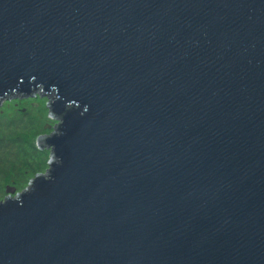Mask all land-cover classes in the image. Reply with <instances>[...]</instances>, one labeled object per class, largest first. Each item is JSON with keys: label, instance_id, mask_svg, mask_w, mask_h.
<instances>
[{"label": "water", "instance_id": "1", "mask_svg": "<svg viewBox=\"0 0 264 264\" xmlns=\"http://www.w3.org/2000/svg\"><path fill=\"white\" fill-rule=\"evenodd\" d=\"M37 91L0 264H264V0H0V102Z\"/></svg>", "mask_w": 264, "mask_h": 264}, {"label": "rangeland", "instance_id": "2", "mask_svg": "<svg viewBox=\"0 0 264 264\" xmlns=\"http://www.w3.org/2000/svg\"><path fill=\"white\" fill-rule=\"evenodd\" d=\"M51 100L37 91L0 102V202L7 196V187L15 189L14 197L27 189L36 175L47 173L51 148L39 149L37 140L51 136L61 123L50 114Z\"/></svg>", "mask_w": 264, "mask_h": 264}]
</instances>
